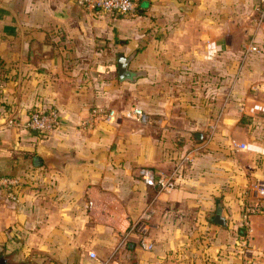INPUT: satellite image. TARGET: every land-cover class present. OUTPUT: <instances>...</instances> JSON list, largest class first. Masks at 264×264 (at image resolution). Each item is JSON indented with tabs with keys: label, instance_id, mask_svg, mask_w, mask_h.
I'll list each match as a JSON object with an SVG mask.
<instances>
[{
	"label": "crops",
	"instance_id": "1",
	"mask_svg": "<svg viewBox=\"0 0 264 264\" xmlns=\"http://www.w3.org/2000/svg\"><path fill=\"white\" fill-rule=\"evenodd\" d=\"M262 2L137 0L117 14L74 0H0L5 264H264V201L250 230L242 222L264 180ZM251 38L260 51L244 61ZM95 106H139L149 121L119 112L81 127ZM35 108L57 109L61 127L6 125ZM141 168L173 175L175 187L147 185Z\"/></svg>",
	"mask_w": 264,
	"mask_h": 264
},
{
	"label": "built area",
	"instance_id": "2",
	"mask_svg": "<svg viewBox=\"0 0 264 264\" xmlns=\"http://www.w3.org/2000/svg\"><path fill=\"white\" fill-rule=\"evenodd\" d=\"M80 6L87 10H100L108 13L117 14H128L136 11L137 1L136 0H74ZM258 16L256 19V24L258 26L264 24V0L256 8ZM260 51V48L253 38L243 44L242 55L244 61L253 52ZM121 112L124 117L132 120H136L141 123H147L149 121L148 114L139 106H132L123 110H117L113 108H106L103 106H95L90 110V116L82 121L81 127L89 128L98 119H103L107 121H113L116 119L118 113ZM63 121L60 112L55 108H35L30 111L29 118L26 121L18 120L17 118L8 119L6 125L8 127L23 128L28 130L37 131L40 133H48L54 131L61 127ZM210 135L208 140L211 138V134L216 128V124H212ZM239 147L244 148L243 144ZM140 175L147 185H158L162 191H169L175 187L176 179L173 175L161 174L156 176L154 171L150 168H141ZM21 178H9L5 179L4 183L7 185L19 184ZM254 192L256 197V202L247 206L243 213V225L245 228L250 230L251 216L263 211L262 202L264 201V180L258 182L254 186ZM152 213L146 212L142 220L139 222V227L144 231L147 230V222L151 218ZM140 244L143 248L151 250L153 248V243L147 241V236L141 239ZM92 256H95L93 254Z\"/></svg>",
	"mask_w": 264,
	"mask_h": 264
},
{
	"label": "water",
	"instance_id": "3",
	"mask_svg": "<svg viewBox=\"0 0 264 264\" xmlns=\"http://www.w3.org/2000/svg\"><path fill=\"white\" fill-rule=\"evenodd\" d=\"M118 68H119V77L121 79H126L129 76V71H128V58H126L123 54H119V60H118ZM195 138L198 141L203 140L204 134L203 133H196ZM35 160H38V158H35ZM216 222L220 224H225L226 219L223 215L218 214L215 218ZM6 263V258L4 255L0 256V264H5Z\"/></svg>",
	"mask_w": 264,
	"mask_h": 264
},
{
	"label": "trees",
	"instance_id": "4",
	"mask_svg": "<svg viewBox=\"0 0 264 264\" xmlns=\"http://www.w3.org/2000/svg\"><path fill=\"white\" fill-rule=\"evenodd\" d=\"M137 1V0H136Z\"/></svg>",
	"mask_w": 264,
	"mask_h": 264
}]
</instances>
